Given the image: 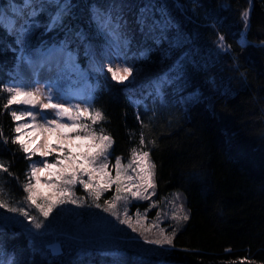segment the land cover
Instances as JSON below:
<instances>
[{
  "label": "trees",
  "instance_id": "1",
  "mask_svg": "<svg viewBox=\"0 0 264 264\" xmlns=\"http://www.w3.org/2000/svg\"><path fill=\"white\" fill-rule=\"evenodd\" d=\"M31 1L21 31L11 33L3 7L25 0H0V87L14 84L20 57L38 46L63 40L84 64L81 43L66 31L90 21L95 46H114L140 72L128 83L103 66L91 73V107L105 117L94 127L112 136L110 159L127 161L143 133L157 196L183 194L189 219L162 256L96 248L74 256L65 247L57 255L34 245L27 229L0 221V261L264 264V0ZM6 97L0 92V130L10 140L17 122L3 110ZM0 163L9 169L0 171L5 199L18 204L30 160L0 139Z\"/></svg>",
  "mask_w": 264,
  "mask_h": 264
},
{
  "label": "snow or ice",
  "instance_id": "2",
  "mask_svg": "<svg viewBox=\"0 0 264 264\" xmlns=\"http://www.w3.org/2000/svg\"><path fill=\"white\" fill-rule=\"evenodd\" d=\"M26 3L30 5L31 0H26ZM55 19L54 17V22ZM242 19L247 26V11L242 14ZM220 40L222 42L223 37ZM107 71L111 73L113 80L120 83L133 73L132 68L119 65L115 68L109 66ZM0 92L7 93L3 110L10 115L12 121L17 122L10 140L3 138L2 130L0 139L5 144L10 142L17 145L25 158L32 161L22 186L25 193L23 201L14 204L5 199V190L0 186V209L24 217L36 230H40L44 225L39 217L47 219L56 208L66 204L84 206L75 192L79 185L92 200L89 207L102 208L133 232H137L139 226L147 244L172 246L175 230L166 234L164 229L159 228L160 213L147 226L142 221L147 219L150 209H146L144 213L137 211L135 221L129 215L128 205L131 200H151L155 195V164L149 151L144 150L146 141L143 133L140 135L139 147L131 149L128 163H122L121 157H116L115 162L110 163L113 138L103 128L94 127L105 119L101 111L93 109L90 104L83 108L80 105L65 106L62 97L54 98L52 92H45L40 88L27 90L21 85H13L0 87ZM13 105L18 107L9 111ZM34 109L38 111H33ZM49 112L51 115L46 114ZM21 121L23 122L20 123ZM44 133H55L57 143H49ZM37 135L41 142L33 148L30 145L34 140H26L25 137ZM53 153L57 155L49 161L47 157L53 156ZM37 154L40 159L33 160ZM110 168L115 176L111 175ZM0 171L8 172L9 169L0 163ZM42 177L47 178L42 180ZM113 186V195L104 200L102 205L99 202L101 197L105 192L113 190ZM176 199H179L178 195ZM155 206L154 202L151 207ZM33 208L38 215H31L30 209ZM171 219L177 224L189 219L183 205H180L179 211L173 213ZM153 229H158L156 238L145 235ZM240 264L251 262L245 257L241 258Z\"/></svg>",
  "mask_w": 264,
  "mask_h": 264
},
{
  "label": "rangeland",
  "instance_id": "3",
  "mask_svg": "<svg viewBox=\"0 0 264 264\" xmlns=\"http://www.w3.org/2000/svg\"><path fill=\"white\" fill-rule=\"evenodd\" d=\"M52 1L57 4L60 2V0ZM31 9L32 1L29 5L26 0L24 5H13L12 8L3 7L1 20L11 33L16 30L21 31L22 24L27 20ZM7 12L14 13L15 19L11 20V17L7 16ZM91 27L92 23L90 21H83L81 24L71 26L66 31V33L72 34L75 42L81 43L84 64L77 59V52L64 46L63 40L45 47L38 46L25 52L24 58L20 57L21 60L11 73L15 78L13 85H21L27 90L40 88L45 92L50 91L54 98L62 97L65 106L80 105L83 108L88 104L91 105L94 98L93 86L90 81L91 73L98 71L101 66L106 69L109 66L115 68L117 65L128 67L114 46L104 47L103 51L95 46V42L90 38ZM107 35L106 38L108 37ZM15 38L18 41L19 35L15 34ZM107 39L110 40L109 38ZM243 39V37L240 38L239 42L242 43ZM90 63H92V68L89 67ZM25 68H29L28 74H24ZM138 74H140L139 70H133L132 75L123 83L133 82ZM33 111H38V109ZM46 114L51 115L50 112ZM43 135L48 139L49 143H57L55 133H44ZM30 138L34 140L30 145L33 148L41 142L39 135L25 137L26 140ZM55 155L57 153H53V156L47 157V159L51 161ZM39 159V154L33 157V160ZM128 160L122 161V163L126 164ZM114 162L110 159V163ZM31 163L32 161H30L29 166ZM109 171L112 176H115V172L111 168ZM46 178L42 177V180ZM75 192L84 206L77 207L73 204H66L56 208L47 219L39 217L44 225L40 230H36L33 224L29 223L24 217L7 213L3 209H0V221L8 225H17L27 229L31 233L34 245L50 250L57 255L63 252V247L66 249V255L73 254L74 256L87 254L91 249L95 248L101 250L110 249L115 252L134 249L141 253L157 256H162L169 250L170 246L167 245L161 247L145 243L141 235L142 229L139 226H137L139 230L133 232L127 225L120 224L116 217L104 212L102 208L89 207L88 205L92 204V200L81 186L77 185ZM113 193L114 186L113 190L104 193L99 202L103 205V201L109 199ZM177 195L179 199H176ZM154 202L156 206L151 207ZM180 205H183L188 215L183 194L176 192L167 197H159L155 188V195L151 197V200H131L128 209L133 221H135V213L137 211L144 213L146 209H150L147 212V219L142 221L144 226L153 223L157 213H160L159 228L164 229L166 234H171L175 230L176 235L184 227L185 221L177 224L176 221L171 219V216L174 212L179 211ZM30 213L31 215H38L34 208L30 209ZM145 235L150 238H156L158 229H153L151 232L145 233Z\"/></svg>",
  "mask_w": 264,
  "mask_h": 264
},
{
  "label": "bare ground",
  "instance_id": "4",
  "mask_svg": "<svg viewBox=\"0 0 264 264\" xmlns=\"http://www.w3.org/2000/svg\"><path fill=\"white\" fill-rule=\"evenodd\" d=\"M7 16H10L11 18V20H14L15 19V14L14 13H11V12H7ZM9 29V28H8ZM243 41L245 42V40L243 39ZM25 72H24V74H28V71H29V68H25V70H24Z\"/></svg>",
  "mask_w": 264,
  "mask_h": 264
}]
</instances>
